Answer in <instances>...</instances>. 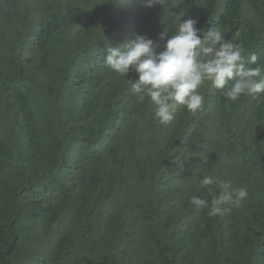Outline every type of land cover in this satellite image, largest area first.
Masks as SVG:
<instances>
[{
  "label": "trees",
  "instance_id": "obj_1",
  "mask_svg": "<svg viewBox=\"0 0 264 264\" xmlns=\"http://www.w3.org/2000/svg\"><path fill=\"white\" fill-rule=\"evenodd\" d=\"M182 11L264 65V0H0V264H264V93L160 125L103 62ZM205 175L248 199L209 217Z\"/></svg>",
  "mask_w": 264,
  "mask_h": 264
},
{
  "label": "clouds",
  "instance_id": "obj_2",
  "mask_svg": "<svg viewBox=\"0 0 264 264\" xmlns=\"http://www.w3.org/2000/svg\"><path fill=\"white\" fill-rule=\"evenodd\" d=\"M161 0H145L147 7ZM179 12L173 19L174 33H160L163 50L146 35H136L123 48L108 46L103 62L112 71L127 78L131 90L143 101L147 97L154 106V118L168 125L178 107L192 114L202 110L205 97L201 89L210 82L228 100L264 93V65L252 54L245 63L243 45L226 39L219 28L206 31L197 28V20L183 19ZM137 73L133 79L129 74ZM205 194L192 195L190 205L206 210L209 217L223 216L248 199L246 187L232 188L230 181L205 175L200 181Z\"/></svg>",
  "mask_w": 264,
  "mask_h": 264
}]
</instances>
